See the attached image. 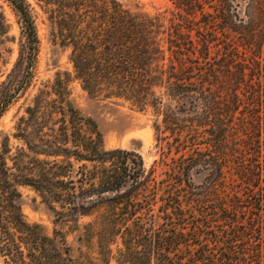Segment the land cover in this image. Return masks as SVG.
Here are the masks:
<instances>
[{"label":"trees","instance_id":"1","mask_svg":"<svg viewBox=\"0 0 264 264\" xmlns=\"http://www.w3.org/2000/svg\"><path fill=\"white\" fill-rule=\"evenodd\" d=\"M8 1L23 74L0 83V117L31 85L39 52L29 4ZM38 1L71 71L38 87L15 123L21 144L1 141L3 262L264 264V0H168L169 14L119 0ZM71 80L150 110L159 162L147 170L139 152L106 149L71 102ZM18 185L77 232L76 256L64 230L50 236L25 219Z\"/></svg>","mask_w":264,"mask_h":264},{"label":"rangeland","instance_id":"2","mask_svg":"<svg viewBox=\"0 0 264 264\" xmlns=\"http://www.w3.org/2000/svg\"><path fill=\"white\" fill-rule=\"evenodd\" d=\"M33 15L39 37V52L34 77L28 89L13 101L0 117V144L4 135L9 136V145L16 147L21 142L13 134L17 118L24 113L33 95L42 84L52 81L56 72H70L68 50L61 46L56 36V29L49 20L43 3L38 0H26ZM132 11H144L150 14H169L171 4L168 0H119ZM22 39L21 21L17 11L8 0H0V83L6 80H20L23 65L18 63ZM18 80V81H19ZM70 100L80 112L92 118L102 135L103 146L125 148L139 152L149 170L161 159V149L156 145L153 123L155 117L150 110H138L129 104L114 98L90 94L83 90L77 80L69 82ZM159 164V163H158ZM163 168L157 166V176H162ZM162 173V174H161ZM195 182L199 177L194 178ZM21 211L26 220L38 223L44 233L52 236L55 229L66 232V239L71 247L70 254L76 256L77 232L67 231L63 224L55 222L51 208L39 194L28 185H18ZM88 218L84 217L81 222ZM1 264H6L0 258Z\"/></svg>","mask_w":264,"mask_h":264}]
</instances>
